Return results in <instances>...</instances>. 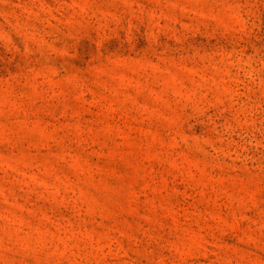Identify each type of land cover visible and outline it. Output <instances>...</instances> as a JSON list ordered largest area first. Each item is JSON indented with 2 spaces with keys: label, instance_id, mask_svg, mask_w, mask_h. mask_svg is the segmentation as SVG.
<instances>
[{
  "label": "rangeland",
  "instance_id": "rangeland-1",
  "mask_svg": "<svg viewBox=\"0 0 264 264\" xmlns=\"http://www.w3.org/2000/svg\"><path fill=\"white\" fill-rule=\"evenodd\" d=\"M0 264H264V0H0Z\"/></svg>",
  "mask_w": 264,
  "mask_h": 264
}]
</instances>
